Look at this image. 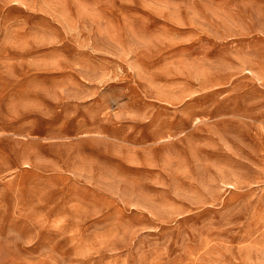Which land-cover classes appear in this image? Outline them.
<instances>
[{
  "label": "rangeland",
  "instance_id": "rangeland-1",
  "mask_svg": "<svg viewBox=\"0 0 264 264\" xmlns=\"http://www.w3.org/2000/svg\"><path fill=\"white\" fill-rule=\"evenodd\" d=\"M0 264H264V0H0Z\"/></svg>",
  "mask_w": 264,
  "mask_h": 264
}]
</instances>
